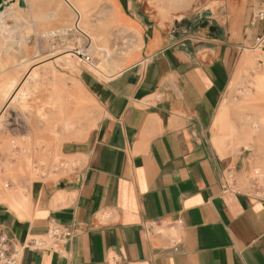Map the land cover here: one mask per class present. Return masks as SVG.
Here are the masks:
<instances>
[{"label":"crops","instance_id":"crops-1","mask_svg":"<svg viewBox=\"0 0 264 264\" xmlns=\"http://www.w3.org/2000/svg\"><path fill=\"white\" fill-rule=\"evenodd\" d=\"M156 1L164 14L190 3ZM2 2L4 24L18 10L15 0ZM59 2L67 17L78 13L80 25L83 0ZM133 2L107 0L108 30L134 43L115 63L117 71L106 79L80 72L101 116L85 140L64 145L65 155L79 164L57 182L34 183L29 198H19V210L0 202V230L24 246L19 264H264V198L227 179L231 169H243L241 155H220L210 145L213 119L244 48L264 32V18L258 17L264 0H247L236 12L212 7L208 24L191 30L187 16L161 26ZM55 15L57 10L48 18ZM7 25L12 28L5 34L2 25L0 48L11 45L12 37L20 41L31 29L38 31L33 18ZM69 30L65 25L47 33L69 36ZM247 56L241 63L250 62ZM96 67L107 75L105 65ZM223 119H217V133ZM257 139L264 143V136ZM217 142L223 149L222 140ZM173 222L181 223L178 251L158 232ZM55 224L79 230L65 253L28 246Z\"/></svg>","mask_w":264,"mask_h":264},{"label":"rangeland","instance_id":"rangeland-1","mask_svg":"<svg viewBox=\"0 0 264 264\" xmlns=\"http://www.w3.org/2000/svg\"><path fill=\"white\" fill-rule=\"evenodd\" d=\"M133 1L141 13L161 26H170L177 18L187 16L192 20L188 23L191 30L208 24L212 7L219 12L226 8L236 12L235 8H244L247 0H190L184 7L167 9L165 14L156 0ZM15 2L13 7L18 13L4 17L1 21L5 23H0V29L4 25V33L10 34L8 29L12 26L7 23L13 19L15 23H27L33 18L38 31L31 29L20 41L12 37L11 45L0 48V191L5 195L12 192L17 199H24L29 198L34 183L57 182L74 170L78 160L65 155L64 145L85 140L100 119L101 108L97 102L77 86L81 70H90L106 79L117 71L115 63L132 51L134 43L131 38L108 30L112 24L107 0H83L86 17L80 28L91 36L87 53L92 60L89 63L76 58L71 72L61 57L69 48L82 49L88 44L87 38L73 28L76 13L71 12L67 17L66 10L58 7L59 0ZM54 10L58 15L48 18ZM37 13L47 18L37 19ZM65 25L72 27L69 36L52 38V32L47 33ZM245 54L250 62L241 63ZM241 60L213 119L210 145L220 155H241L243 169L238 173L231 169L227 179L236 188L264 198V143L257 139L259 135L264 136V88L261 93L257 90L259 85H264V49L245 47ZM96 65H105L107 75L92 70ZM30 74L36 77L26 81ZM14 77L17 81L10 90ZM223 115V130L217 133V119ZM218 139L222 140L223 149ZM0 202L8 204L3 199Z\"/></svg>","mask_w":264,"mask_h":264},{"label":"built area","instance_id":"built-area-1","mask_svg":"<svg viewBox=\"0 0 264 264\" xmlns=\"http://www.w3.org/2000/svg\"><path fill=\"white\" fill-rule=\"evenodd\" d=\"M258 17L264 18V9L259 10ZM76 18L78 19V13H76ZM79 22L75 25V30L84 35L88 44L85 45L82 49H77L76 51L80 53L79 55L87 62H91V56L87 53V50L90 47L89 42L91 39L89 36L80 28L78 25ZM52 38L58 37L54 32L51 34ZM253 48L264 49V32L256 37ZM180 222H173L168 224L165 228L158 229L160 233L166 234L169 236L174 250L178 251L182 244V234L180 231ZM79 233L78 228L71 226H63L55 224L51 226L48 231L44 234V237L39 239L32 238L28 246L33 245L39 248H47L57 253H65L67 244ZM24 246H16L14 242L9 239L1 230H0V264H19L20 256ZM116 263V262H115Z\"/></svg>","mask_w":264,"mask_h":264},{"label":"bare ground","instance_id":"bare-ground-1","mask_svg":"<svg viewBox=\"0 0 264 264\" xmlns=\"http://www.w3.org/2000/svg\"><path fill=\"white\" fill-rule=\"evenodd\" d=\"M3 2L0 3V5L2 4ZM82 12V11H81ZM81 14V13H80ZM63 29V28H61ZM71 29V28H70ZM65 32V31H64ZM90 38V37H89ZM73 49V48H72ZM80 53H78L77 51H73V50H70L69 49V52L61 57L62 60L61 62H64L66 64V68L69 69L71 72H74V64L76 62V58H78L79 60H84L83 58H81V56L79 55ZM59 59V57H57ZM56 58V59H57ZM57 63V62H56ZM54 64V63H53ZM93 67V66H92ZM90 68V67H89ZM91 69V68H90ZM92 70H94L95 72L99 73L98 71V68L96 66H94L92 68ZM105 70V69H104ZM103 73V72H102ZM36 77V74H30L27 78H26V81L29 80V79H34ZM26 81L24 83H26ZM77 83H78V88L80 89V91H82L83 93H88V90L86 89V87L84 86V84L82 83V81L80 80V78H78L77 80ZM71 84V83H70ZM69 84V85H70ZM28 84L25 85V89L27 87ZM72 85V84H71ZM75 87V86H74ZM24 89V90H25ZM74 89V88H73ZM23 90V91H24ZM20 97V96H19ZM33 173V172H32ZM15 178V177H14ZM3 200L7 201V203L14 209L16 210H19V208H21V201L19 199L16 198L15 194L14 193H7L6 195H2V198ZM25 201V200H24Z\"/></svg>","mask_w":264,"mask_h":264}]
</instances>
